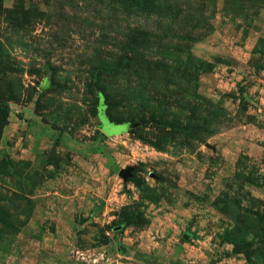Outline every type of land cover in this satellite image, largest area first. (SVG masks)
Instances as JSON below:
<instances>
[{"label":"rangeland","instance_id":"1","mask_svg":"<svg viewBox=\"0 0 264 264\" xmlns=\"http://www.w3.org/2000/svg\"><path fill=\"white\" fill-rule=\"evenodd\" d=\"M0 264H264V0H0Z\"/></svg>","mask_w":264,"mask_h":264},{"label":"water","instance_id":"2","mask_svg":"<svg viewBox=\"0 0 264 264\" xmlns=\"http://www.w3.org/2000/svg\"><path fill=\"white\" fill-rule=\"evenodd\" d=\"M135 123H121V124H116V128L114 133H120L122 131H129L131 127L135 126Z\"/></svg>","mask_w":264,"mask_h":264},{"label":"trees","instance_id":"3","mask_svg":"<svg viewBox=\"0 0 264 264\" xmlns=\"http://www.w3.org/2000/svg\"><path fill=\"white\" fill-rule=\"evenodd\" d=\"M2 112L4 115H7L9 113V106L7 104H2ZM224 255L228 256L230 253L228 251L223 252Z\"/></svg>","mask_w":264,"mask_h":264}]
</instances>
